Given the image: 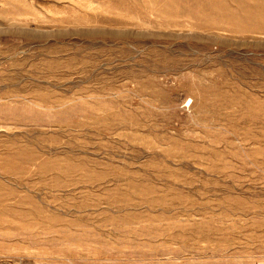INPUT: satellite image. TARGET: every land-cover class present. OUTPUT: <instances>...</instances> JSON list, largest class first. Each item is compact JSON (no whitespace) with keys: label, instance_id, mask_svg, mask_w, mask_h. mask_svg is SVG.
Here are the masks:
<instances>
[{"label":"rangeland","instance_id":"obj_1","mask_svg":"<svg viewBox=\"0 0 264 264\" xmlns=\"http://www.w3.org/2000/svg\"><path fill=\"white\" fill-rule=\"evenodd\" d=\"M0 264H264V0H0Z\"/></svg>","mask_w":264,"mask_h":264}]
</instances>
